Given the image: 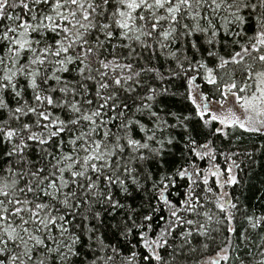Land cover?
I'll return each mask as SVG.
<instances>
[{
    "label": "snow or ice",
    "instance_id": "6c2138e0",
    "mask_svg": "<svg viewBox=\"0 0 264 264\" xmlns=\"http://www.w3.org/2000/svg\"><path fill=\"white\" fill-rule=\"evenodd\" d=\"M258 155L264 0H0V264H264Z\"/></svg>",
    "mask_w": 264,
    "mask_h": 264
},
{
    "label": "trees",
    "instance_id": "16d2710c",
    "mask_svg": "<svg viewBox=\"0 0 264 264\" xmlns=\"http://www.w3.org/2000/svg\"><path fill=\"white\" fill-rule=\"evenodd\" d=\"M259 141L260 138H254ZM258 163L246 167L243 172H240L239 179L241 186L236 187L233 191L236 195H241V198L251 206L257 213L264 211V156H257ZM217 163L221 167H225L223 158H218ZM214 252H209L208 255H214Z\"/></svg>",
    "mask_w": 264,
    "mask_h": 264
},
{
    "label": "rangeland",
    "instance_id": "374dc122",
    "mask_svg": "<svg viewBox=\"0 0 264 264\" xmlns=\"http://www.w3.org/2000/svg\"><path fill=\"white\" fill-rule=\"evenodd\" d=\"M229 105H225V107H228Z\"/></svg>",
    "mask_w": 264,
    "mask_h": 264
}]
</instances>
